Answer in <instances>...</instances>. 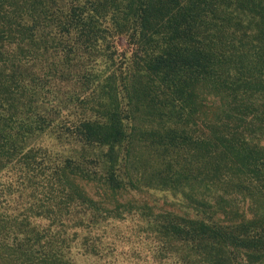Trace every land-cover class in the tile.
<instances>
[{
  "label": "trees",
  "instance_id": "16d2710c",
  "mask_svg": "<svg viewBox=\"0 0 264 264\" xmlns=\"http://www.w3.org/2000/svg\"><path fill=\"white\" fill-rule=\"evenodd\" d=\"M131 218L154 264L264 263V0H0V264H124Z\"/></svg>",
  "mask_w": 264,
  "mask_h": 264
},
{
  "label": "rangeland",
  "instance_id": "374dc122",
  "mask_svg": "<svg viewBox=\"0 0 264 264\" xmlns=\"http://www.w3.org/2000/svg\"><path fill=\"white\" fill-rule=\"evenodd\" d=\"M44 143L51 144L49 140H45ZM148 197L158 204L178 205L177 197L167 192L151 191L148 192ZM99 233L101 236L115 241L110 255L106 258L107 260L123 261L124 264H154L151 254H149V231L135 218L128 219L120 225H109L108 228L102 229ZM77 251L78 249L74 250L77 263H87L85 258L77 256ZM106 259L104 258L102 262Z\"/></svg>",
  "mask_w": 264,
  "mask_h": 264
}]
</instances>
